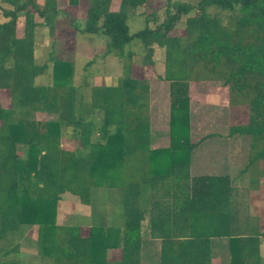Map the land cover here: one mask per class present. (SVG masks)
Masks as SVG:
<instances>
[{
	"label": "trees",
	"instance_id": "trees-1",
	"mask_svg": "<svg viewBox=\"0 0 264 264\" xmlns=\"http://www.w3.org/2000/svg\"><path fill=\"white\" fill-rule=\"evenodd\" d=\"M2 1L11 7L0 5L9 17L0 22V88L11 90L12 101L3 106L0 94V264H22L20 240L24 228L34 225L38 256L54 264H142L143 224L149 213L148 233L162 238L158 264H213L212 238L224 236L230 239V264H262L259 235L232 233L224 208L228 189L223 182L227 185L228 178L188 180L196 146L191 140L188 82L219 81L228 87L231 105L247 106V120L232 125L229 134L250 137V166L263 159L264 0L168 1L163 21L158 6L149 8L152 0H121L117 10L110 8L112 0H88L86 21H73L78 31L107 38L102 55L128 61L117 82L85 79L80 85L74 82V61L54 53L52 82L36 81L49 64L35 60V29L46 25L56 30L57 0H45L43 7L38 0ZM80 1L68 0L72 6ZM22 10L26 32L17 37ZM223 12H228L226 17ZM182 14L187 15L184 38L170 34ZM136 15L143 16L146 25L131 31L128 19ZM132 42L146 49L143 64L154 63L155 44L165 48L163 76L171 82L172 96L169 147L151 146L150 85L131 74L135 51L127 45ZM35 112L58 117L39 120ZM67 134L79 141L74 149L62 145ZM19 145L26 148L25 156L19 154ZM147 187L151 209L143 205L142 190ZM182 190L188 192L181 208L192 225L190 234L163 235L159 230L168 214L158 207L167 194L176 196ZM66 192L91 204L93 213L98 210L96 195L120 193L121 223L103 214L99 220L95 217L88 233L74 215L71 222L60 224L58 204ZM110 247H120L118 260H108Z\"/></svg>",
	"mask_w": 264,
	"mask_h": 264
},
{
	"label": "rangeland",
	"instance_id": "rangeland-1",
	"mask_svg": "<svg viewBox=\"0 0 264 264\" xmlns=\"http://www.w3.org/2000/svg\"><path fill=\"white\" fill-rule=\"evenodd\" d=\"M121 0H112L110 8L118 9L120 6ZM168 1H180V2H188V3H197L198 0H152L149 3V8L154 10V6H158L159 13V21H163L166 14V5ZM44 0H38V4L40 7L44 6ZM0 5H4L6 7H11L10 4L3 2L0 0ZM88 0H81L78 5L72 6L69 4L68 0H57L56 7L58 8V27L56 30L52 31L49 26L41 25L40 27H36L35 35L33 38L34 41V50H35V60L37 63L42 64L47 62L49 64V68L46 70V73L41 74L36 78V81L39 83H51L52 82V60L50 57L54 53V55L66 57L74 61L75 63V72H74V82L78 85L84 83L85 79H88L91 83H115L117 82L118 77L125 73L126 68V60L127 57L118 58L117 56H107L104 57L102 53L105 49V41L107 38L101 37L98 35L88 34L87 32L78 31L76 25L74 24V19L78 18L81 23H84L87 19L88 9H89ZM173 12L174 7H172ZM212 12H216L217 9L213 6L210 7ZM70 11L69 15H65V12ZM228 12H223L221 15L226 17ZM2 9L0 8V22H4L9 20V17H5L2 15ZM186 14H182L181 18L176 21L175 27L171 31V35H180L181 37L186 36ZM35 18L43 23L44 18L39 16L36 13ZM26 13L24 10L19 11L17 15V29L16 34L17 37H24L26 32ZM128 24L130 26L131 31H137L145 27L146 20L143 16L136 15L130 16L128 19ZM152 25H155L153 23ZM82 27V26H81ZM156 45V44H155ZM135 51V55L132 63L131 74L134 77H144L146 80H163L164 81V73L166 62L164 58H166L165 48L154 47V51L152 56L156 59V63H142L143 55L146 53V49L140 44V42H132L130 45H127V50ZM93 60V61H92ZM92 61V62H91ZM165 62V63H164ZM190 82H194L191 83ZM167 87L162 86V89H165L164 96L168 95V86L169 82H163ZM194 84V85H192ZM188 91L190 95V99L193 101L192 108L197 111V122L200 124L198 127L204 124L207 128L210 126H214L213 122L218 117L216 115V110L212 108V105L215 103H219V101L227 103L229 101V90L227 86H224L219 81H189L188 82ZM150 93V92H149ZM163 93V92H162ZM162 93H160L162 95ZM0 94L2 99V104L5 107H9L12 101L11 90L9 88H0ZM194 94V95H193ZM212 105H211V104ZM247 106L239 105L236 109V118L238 121L243 122L247 119ZM227 113V111L225 112ZM227 115V114H226ZM34 117L36 119H56L58 115L56 113L50 112H35ZM226 118V117H225ZM221 126L217 125L218 129H224L222 120L224 118L220 117ZM196 120V117H195ZM227 120V119H226ZM195 124V123H194ZM227 125V124H225ZM227 128V127H225ZM167 129V127H166ZM70 133V132H68ZM249 137H247L246 142H249ZM79 144V141L69 134L65 135L62 138V145L65 148L74 149L75 146ZM26 148L23 145H19V154L21 156H25ZM245 164H249V161H246ZM263 171H264V162L262 163ZM256 164H251L249 170H251L252 180L256 179L258 173L256 171ZM257 180V179H256ZM109 189L102 188L100 191H106L108 193ZM142 198L143 205L149 206V197L151 195V191L149 187L143 188L142 190ZM120 194V193H119ZM118 193H112V196H108L105 194L104 196L98 197L96 195L95 201H97V213H92V209L89 208L82 209L79 202V197L74 196L70 192H66L62 195V199L58 204V222L60 224H64L69 220L71 222V217L74 213L80 224H86L94 222L95 217L99 220V217L104 214L105 218L109 221L114 222L115 224H120L121 219L118 215L119 212V203H118ZM116 195V196H115ZM102 197L104 201H102ZM115 197V198H114ZM245 199H242L244 201ZM104 202V205H103ZM92 206V205H91ZM90 206V207H91ZM103 206V208H102ZM93 207V206H92ZM87 211V212H85ZM91 211V212H90ZM111 211V212H110ZM110 212V214H108ZM83 213V214H81ZM101 213V214H100ZM112 213V215H111ZM109 217V218H108ZM87 227V225H86ZM90 227L86 228V231H89ZM23 236L21 238V258L22 264H54L52 260H43L38 256V231L36 226H26L24 228ZM88 233V232H87ZM158 248L157 245L154 246ZM113 251H117L118 255L120 254V250H110V255L112 260H116V256L112 253ZM119 251V252H118ZM144 253V252H143ZM144 253L142 264H153L156 262L158 264V260L156 257H152L150 253L147 258Z\"/></svg>",
	"mask_w": 264,
	"mask_h": 264
},
{
	"label": "crops",
	"instance_id": "crops-1",
	"mask_svg": "<svg viewBox=\"0 0 264 264\" xmlns=\"http://www.w3.org/2000/svg\"><path fill=\"white\" fill-rule=\"evenodd\" d=\"M113 10L117 9L113 8ZM40 26L41 25H39L38 27ZM154 47L164 48L159 45H155ZM152 58L154 63H156V59L154 58V56ZM166 81L169 82V91L168 95H165V99H163L162 97L164 96L166 88L162 89V86L165 85L163 82ZM191 83L194 82H190V84ZM149 85L150 93L148 114L150 118L152 132L151 146L153 148L169 147L171 144V82L167 79H164V81L153 80L149 82ZM165 87H167V85H165ZM160 93H162V95ZM192 103L193 101L190 99V130L191 140L196 143V146L194 147L192 152L189 172L190 177L188 178V180L189 182H191L192 178L198 180V178L205 176H226L228 178L227 185L225 184L226 182H223V184L226 186V188H224L228 189L226 193L227 197L225 198L224 208L225 211L231 217L232 233L234 235L240 236L258 234L260 237V254L262 258V264H264V171L262 166L264 158L254 163L257 167L256 171L258 173V176H256L257 180L254 179L253 181L252 178H250L252 172L251 170H249L250 164H245L246 161H249L251 149L250 139L249 142H246V139L249 136L229 134L230 127L232 125L242 123L236 118V109L238 107L237 105H231L229 101H227V103L222 101H219V103L214 102L215 105H212L210 103L212 105V108L216 110V115L218 119H215V122H213V124H215L214 126H209L207 128L206 126H204L207 124H204L201 128V126L198 127V125L200 124L197 122V112L199 107L197 108V111L194 110L192 108ZM226 111L227 113H225ZM220 117L224 118V120H222L224 121L223 126L227 128H217L216 124L221 126ZM187 193L188 192H186L185 190H182L179 193L177 192L178 195L176 196L174 194L166 195L164 201L162 202V206H159L158 208L164 209L165 216H167L168 214V217H166L167 221L162 225V228L159 230V233H163V235H168L167 232H169V235H171L172 237H187L190 234L192 225L187 222L188 215H186V213H182L183 209L181 208L183 207L182 204L185 202L184 199H186ZM149 199L151 201V195ZM242 199L245 200L242 201ZM79 202L82 209L89 208V210L92 209V213L94 212V209L91 204L82 203L80 200ZM149 204V208H152L151 203ZM75 214L79 213H74L73 215L76 216ZM150 216V213L147 214L146 220L143 224L145 229L142 253L144 252L146 254L145 258H147L148 255L151 253L152 257H156L158 260L162 238L154 237L153 235L148 233L149 229H147L146 226L149 223ZM81 225L84 230V233H87L89 231H86V228L88 226L91 227L92 222ZM212 242L214 245V256L212 259V263L230 264L231 252L229 247V237H213ZM155 245H157L158 248H155ZM112 249L120 250V247L108 248L107 257L109 261H114L111 259V255L109 252ZM113 254L116 256V260H118L120 254L118 255L117 251H113L112 255ZM153 264H156V262H154Z\"/></svg>",
	"mask_w": 264,
	"mask_h": 264
}]
</instances>
